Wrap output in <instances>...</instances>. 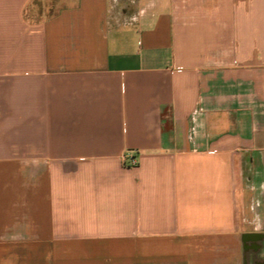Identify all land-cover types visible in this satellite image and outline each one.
Masks as SVG:
<instances>
[{
    "label": "crops",
    "instance_id": "0c3cea01",
    "mask_svg": "<svg viewBox=\"0 0 264 264\" xmlns=\"http://www.w3.org/2000/svg\"><path fill=\"white\" fill-rule=\"evenodd\" d=\"M0 264H264V0H0Z\"/></svg>",
    "mask_w": 264,
    "mask_h": 264
},
{
    "label": "rangeland",
    "instance_id": "374dc122",
    "mask_svg": "<svg viewBox=\"0 0 264 264\" xmlns=\"http://www.w3.org/2000/svg\"><path fill=\"white\" fill-rule=\"evenodd\" d=\"M118 3L122 5L123 0H116ZM139 0H126V6L131 9H136L138 6ZM136 7V8H135Z\"/></svg>",
    "mask_w": 264,
    "mask_h": 264
},
{
    "label": "built area",
    "instance_id": "2783aa9c",
    "mask_svg": "<svg viewBox=\"0 0 264 264\" xmlns=\"http://www.w3.org/2000/svg\"><path fill=\"white\" fill-rule=\"evenodd\" d=\"M130 158V165L135 166L138 164V161L136 160V158L132 155H129Z\"/></svg>",
    "mask_w": 264,
    "mask_h": 264
}]
</instances>
